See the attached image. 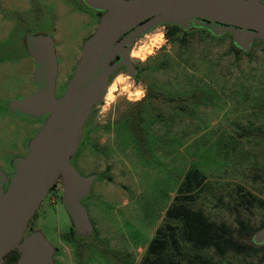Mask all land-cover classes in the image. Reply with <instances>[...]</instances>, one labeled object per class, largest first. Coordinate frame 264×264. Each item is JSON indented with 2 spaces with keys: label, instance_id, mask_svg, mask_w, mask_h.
Listing matches in <instances>:
<instances>
[{
  "label": "rangeland",
  "instance_id": "374dc122",
  "mask_svg": "<svg viewBox=\"0 0 264 264\" xmlns=\"http://www.w3.org/2000/svg\"><path fill=\"white\" fill-rule=\"evenodd\" d=\"M5 3L0 167L10 175L11 159L27 153L45 121L7 109L36 89L26 35L54 38L61 96L100 14L82 0ZM169 29L158 26L137 40L131 52L137 75L124 67L112 74L72 158L82 174H98L83 200L94 234L76 235L58 192L30 221L57 246V264H141L163 254L182 264H256L262 257L264 246L225 253L198 247L186 238L183 220L167 210L184 204L233 232L240 219L253 228L264 223V42L238 53L230 34L195 28L168 36Z\"/></svg>",
  "mask_w": 264,
  "mask_h": 264
},
{
  "label": "water",
  "instance_id": "95a60500",
  "mask_svg": "<svg viewBox=\"0 0 264 264\" xmlns=\"http://www.w3.org/2000/svg\"><path fill=\"white\" fill-rule=\"evenodd\" d=\"M101 12L99 24L83 43L81 56L65 92L56 93L59 60L54 38L48 33H28L26 48L34 58L35 91L7 104L9 112L45 119L27 142V153L15 156L9 175L0 167V264L6 255L19 252L15 264H57V246L42 229L27 232L30 221L50 189L61 180L62 201L76 235L90 238L95 232L83 200L90 194L97 173L84 175L72 158L84 138L85 125L104 100L109 78L121 66L135 77L130 45L162 25L188 31L203 28L214 36L230 34L233 43L247 52L256 40L264 42V0H83ZM146 23L140 25L142 21ZM121 58L115 62L117 56ZM264 243V226L254 236ZM260 264H264V258Z\"/></svg>",
  "mask_w": 264,
  "mask_h": 264
},
{
  "label": "trees",
  "instance_id": "16d2710c",
  "mask_svg": "<svg viewBox=\"0 0 264 264\" xmlns=\"http://www.w3.org/2000/svg\"><path fill=\"white\" fill-rule=\"evenodd\" d=\"M101 14V12H98ZM170 27L168 36H173L177 31L182 30L178 25H166ZM236 52L242 50L234 45ZM169 218L182 219L185 225L186 238L193 242L198 247L214 246L220 253H225L229 249H234L237 252L247 251L257 246H264V243L257 245L253 241L255 232L264 226V223L259 228L251 227L246 221L239 220V229L233 232L226 224H217L210 221L203 211L194 210L191 207L179 204L172 205L167 210ZM18 251L10 252V260L17 257ZM264 258V252L260 264ZM141 264H182L174 260L167 254L159 256H147Z\"/></svg>",
  "mask_w": 264,
  "mask_h": 264
},
{
  "label": "flooded vegetation",
  "instance_id": "af4514ba",
  "mask_svg": "<svg viewBox=\"0 0 264 264\" xmlns=\"http://www.w3.org/2000/svg\"><path fill=\"white\" fill-rule=\"evenodd\" d=\"M82 1H83V0H82ZM83 3H84V2H83ZM100 15H101V14H100ZM147 20H148V19L142 21V22H141L140 24H138V26H136V27H139L140 25L146 23ZM165 26H166V25H165ZM191 29H195V27H192ZM191 29H189V30H191ZM183 31H184V30H183ZM138 39H139V38H137L136 40H134V41L131 43V45H130V56H131V52H132V55H133L132 48H133L134 44L137 42ZM120 58H121V57L118 55L117 58L115 59V62H117ZM134 65H135V67L137 68V73H138V66H137L136 64H134ZM121 67H124V68L126 69L127 73H128V67H127L126 65H123V66H121ZM136 75H137V74H136ZM27 150H28V149H27ZM11 170H12V173H13V169H12V168H11ZM12 173H11V174H12ZM11 174H10V175H11ZM53 192H58L59 194H61V199H62L63 184H62L61 180H58V181L56 182V184H54V186L50 189V191H49L48 195L46 196V198L44 199V201L47 200V199L53 194ZM44 201H43V202H44ZM34 216H35V215H34ZM34 229H36V227L32 228V227H31V223H30L27 232L29 233L30 231H32V230H34ZM259 245H261V244H259ZM18 257H19V252H18V255H17V257H16L15 259L10 260V252H9V253L6 255V259H7L6 264H15L16 260L18 259Z\"/></svg>",
  "mask_w": 264,
  "mask_h": 264
},
{
  "label": "crops",
  "instance_id": "0c3cea01",
  "mask_svg": "<svg viewBox=\"0 0 264 264\" xmlns=\"http://www.w3.org/2000/svg\"><path fill=\"white\" fill-rule=\"evenodd\" d=\"M16 1L18 2V0H16ZM22 2H23V1H21L20 3H22ZM24 2H26V3H25V8H28V2H27V1H24ZM1 4H2V7L5 8V7H4V6L6 5L5 0H0V5H1ZM0 16H2V15L0 14ZM1 21L4 22L5 24H6V22H8L7 18H5L4 16L1 17ZM8 23H10V22H8ZM0 40H4V39L0 37ZM22 61H23V59H22ZM1 63H7V62H5V61H0V65H1ZM32 74H33V71H32ZM32 80H33V79H32Z\"/></svg>",
  "mask_w": 264,
  "mask_h": 264
},
{
  "label": "bare ground",
  "instance_id": "6f19581e",
  "mask_svg": "<svg viewBox=\"0 0 264 264\" xmlns=\"http://www.w3.org/2000/svg\"><path fill=\"white\" fill-rule=\"evenodd\" d=\"M138 55V54H137ZM143 55H145L144 53H143ZM134 56V55H133ZM141 57V56H140Z\"/></svg>",
  "mask_w": 264,
  "mask_h": 264
}]
</instances>
